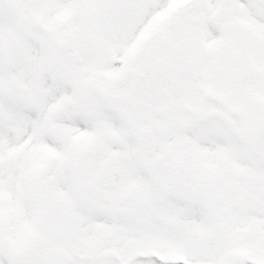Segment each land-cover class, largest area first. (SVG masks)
Masks as SVG:
<instances>
[{"label":"snow or ice","instance_id":"snow-or-ice-1","mask_svg":"<svg viewBox=\"0 0 264 264\" xmlns=\"http://www.w3.org/2000/svg\"><path fill=\"white\" fill-rule=\"evenodd\" d=\"M0 264H264V0H0Z\"/></svg>","mask_w":264,"mask_h":264}]
</instances>
